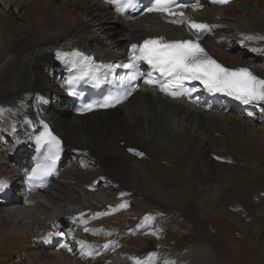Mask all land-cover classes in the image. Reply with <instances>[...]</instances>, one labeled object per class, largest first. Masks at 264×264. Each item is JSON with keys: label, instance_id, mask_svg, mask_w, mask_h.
<instances>
[{"label": "bare ground", "instance_id": "1", "mask_svg": "<svg viewBox=\"0 0 264 264\" xmlns=\"http://www.w3.org/2000/svg\"><path fill=\"white\" fill-rule=\"evenodd\" d=\"M2 1L0 183L5 186L0 190V255L7 252L10 262V253L29 248V264H136V258L141 264H222L211 247L171 248L182 229L193 227L164 209L186 200L211 222L225 223V246L235 244L233 227L246 237L253 231L248 239L256 244L254 235L264 229L263 104H252L249 111L222 110L225 115L204 113L183 101L142 91L114 111L73 115L61 97L64 74L53 61L55 50L74 48L97 61H118L133 44L161 36L179 41L186 39L183 32L167 28L156 16L126 23L101 0ZM200 18L215 26V35L204 43L214 60L264 79V0L206 7ZM248 47L262 54L253 56ZM68 109L73 116L65 119ZM42 120L64 140L71 158L67 156L47 190L32 195L25 190L24 171L31 168L32 147L14 156L7 134L17 137L16 149L27 139L32 145ZM78 161L93 174L82 176ZM168 183L174 188L168 189ZM113 188L115 193L109 194ZM153 196L164 204L159 212L167 214L156 233L140 217L154 212L146 203ZM133 205L143 212L137 213ZM242 213L253 223H244ZM62 219L69 229L59 225ZM153 243L157 252L145 255Z\"/></svg>", "mask_w": 264, "mask_h": 264}, {"label": "snow or ice", "instance_id": "2", "mask_svg": "<svg viewBox=\"0 0 264 264\" xmlns=\"http://www.w3.org/2000/svg\"><path fill=\"white\" fill-rule=\"evenodd\" d=\"M113 4L115 9L120 13H125L129 9H134L138 0H108ZM218 4H227L229 0H214ZM188 5L177 4L176 0H153L148 12H158L165 18L168 16H176L170 22L173 24H186L188 30L196 37L195 40L188 39L182 41H167L164 37L156 39H146L140 45L133 44L131 46L130 61L122 65L104 66L94 61L91 56H86L79 51L57 52L56 58L62 61L65 66L70 67L73 75L65 81L69 87L76 85L79 81L91 80L96 84L107 80L108 75L114 69L123 67L129 69V73L121 76H113L111 82H117L119 85L130 84L137 77L145 74L139 70L138 63L143 61L160 73L162 77H168L167 80L146 79L144 82L150 85H158L161 92L166 93L174 98H178L185 94L181 89V81L198 80L209 89V91L223 92L229 96H234L244 104H264V79L254 75L247 68L224 67L217 63L208 53L201 47L199 40L201 33H210L215 27L207 23L196 22L192 17L186 16L183 9ZM202 5L194 4L193 8L199 9ZM174 8L180 11L174 12ZM252 39V37H248ZM107 68V72L102 73V68ZM134 87H129L123 96H109L98 106L101 108L113 107L126 99ZM94 105H87L83 111H89ZM37 145L42 149V155L34 161L30 169H24L26 180L31 183L33 181H43L52 175L60 161L63 152V144L60 138L53 133L48 125L43 126V132L35 137ZM133 151V149H129ZM142 155V153H140ZM5 185L0 183V190ZM124 205H121L123 207ZM88 231V229H85ZM71 251V249H69ZM88 255H92L91 252ZM136 264L141 261L136 258Z\"/></svg>", "mask_w": 264, "mask_h": 264}, {"label": "rangeland", "instance_id": "3", "mask_svg": "<svg viewBox=\"0 0 264 264\" xmlns=\"http://www.w3.org/2000/svg\"><path fill=\"white\" fill-rule=\"evenodd\" d=\"M3 4H4L3 1L0 0V9H2ZM107 32L110 33L111 30H107ZM245 49H247L248 53L250 50L251 53H249V54H251L253 56H259L260 54H262V52L260 51L259 48H249L248 47ZM255 49H257V50L255 51ZM263 57H264V55H263ZM54 67H56V66H54ZM62 92H64V91H62ZM61 97L63 98V101H66L67 104L69 103L68 102L69 100L65 96V93H63V95H61ZM63 113H64L65 119H69V117L73 116L69 112V109L64 110ZM222 113H220V114H222ZM230 116H236V114L230 113ZM251 117H254V115ZM256 117L257 116H255V118ZM255 118H252V120ZM3 135H4V133H3ZM7 136H9V138L13 141V145H12L11 149H12V152H15L14 156H16L17 153L24 152L28 148L32 147L31 140L27 139L26 145H24L23 147L18 146L16 149V143L14 141L17 139V137H15L13 134H9V135L7 134ZM0 137H1V134H0ZM0 145H2V144H0ZM67 156H68L67 160L69 161V159L71 158V155L68 151H67ZM67 162L65 160L62 164V167L65 166V164H67ZM83 164H85V163L82 161H78V166L83 167ZM78 168L79 167H77L76 169L81 171L82 176H84V177H89L93 174L91 172V170H89V169L86 170V169H84V167L79 168V169ZM100 183H99V186L102 187L103 186V180H101ZM15 187L12 188V190H15L16 189ZM166 187L168 189H172V188H174V185L168 183V185ZM115 190L116 189L113 188L111 191H109V194H114ZM230 196L231 197L233 196L232 192L228 193V195H227V197L229 199H231ZM4 197H5V195H4ZM146 203H148L149 208H151L154 212H151L150 214L147 213L148 215L142 214L140 217L142 218V216H144L142 219L143 220L145 219L146 221L145 220L144 221L150 225L151 232L156 233V230L158 229L159 225L161 223L163 224L165 222V219L167 216V214L164 213L165 211H169V213H171L172 216H174L176 218H181L179 220V223L184 222L183 218H185L184 220L188 221V224H190L193 227V231H190L189 229L187 230L186 228L182 229V232L173 238L174 242L171 241L172 245H170L172 249H174L175 247H179V246L183 248V247H192V246L204 245L207 247H211L213 249L214 254L217 255L221 259L222 264H264V251H262V250H264V246H263L264 245V229L263 228L259 229L258 233L256 235H254L257 242H256V244H253L248 239L249 235H253V231H250L248 236L246 237L244 234H242L243 232H241L240 229L238 230V228L235 229L236 227H233L230 230V235L233 237L235 244L233 243L232 245L227 247V246H225L226 237L224 236V232H222V231H224L225 223L222 222L221 224H219V223L211 222L210 220H208L207 216L205 215V213L202 210H200L198 207H196L195 204H193V205L191 204V200L184 201L182 203V206H180L181 208L177 207L175 205H168L167 208L164 209L165 211L163 210L161 212H159V209H160V207L164 206V204L163 203L159 204V203H161V200L159 197L153 196L148 201H146ZM133 206H134L133 207L134 210L137 213L143 212V208H141L140 205H138V206L133 205ZM169 206H173L174 208L172 207V208L168 209ZM229 207L230 206H228V209H230ZM154 208H155V210H154ZM229 211H231V209ZM179 213H181V214H179ZM237 213L240 214L239 211H237ZM160 214H162V216L164 218ZM241 216L243 217L244 223H247V224L253 223V221H252L253 219L251 220L249 217H247L248 215L246 216V213H242ZM60 221H59V225H60ZM65 221L68 223V229H69L70 224L67 220H65ZM230 222H232V221H230ZM232 223L234 224V222H232ZM188 227H190V226H188ZM69 231L70 230H66V232H69ZM70 233L72 234V232H70ZM86 233H87V231H86ZM168 237H170V236H168ZM60 239H61V243H62L63 242L62 238H60ZM166 239H168V238L166 237L165 240ZM78 242H79V240L72 242V244H71L72 247L75 248L76 245L78 244ZM43 243H44V241H43ZM151 244H149V247H146L144 249L145 255H148V253L149 254H155L157 252L158 246L154 247L155 245L153 243V246H152L153 248H152L150 246ZM239 246H240V249H239L240 254L236 253V249H238ZM147 249H149V251ZM26 250H28V251H24L25 254L23 252H21L19 254L14 253V252L10 253V255L12 257L10 262H8V259H7L8 253L4 251L5 253L0 255V264H12L14 262L20 263V261H21V264H29L30 262H33V259H32L33 255L29 251L31 249L27 248ZM36 250L40 251V252L41 251L42 252L47 251L46 248H37ZM146 251H148V252H146ZM44 255H47V254H44ZM78 257L80 258V259H78L79 261L84 260V258L82 256L78 255Z\"/></svg>", "mask_w": 264, "mask_h": 264}, {"label": "water", "instance_id": "4", "mask_svg": "<svg viewBox=\"0 0 264 264\" xmlns=\"http://www.w3.org/2000/svg\"><path fill=\"white\" fill-rule=\"evenodd\" d=\"M61 224H62L65 228H68V225H67V223H66L64 220H61Z\"/></svg>", "mask_w": 264, "mask_h": 264}]
</instances>
